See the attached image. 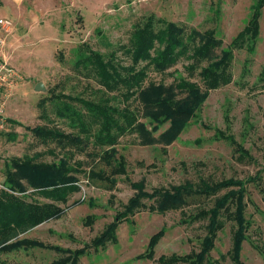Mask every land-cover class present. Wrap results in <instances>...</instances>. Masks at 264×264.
I'll return each mask as SVG.
<instances>
[{"label":"rangeland","instance_id":"rangeland-1","mask_svg":"<svg viewBox=\"0 0 264 264\" xmlns=\"http://www.w3.org/2000/svg\"><path fill=\"white\" fill-rule=\"evenodd\" d=\"M253 1L0 0V60L19 75L11 85L0 88L4 116V126L0 127V190L5 186L6 167L12 158L29 157L49 163L64 158L69 165L85 171L73 173L79 187L62 205L64 210L59 217L18 237L40 241L47 247L20 246L0 251V264H49L67 255L68 252L55 251L54 246L87 251L77 264H159L160 255L198 251L206 232L205 220L186 223L180 210L158 213L147 208L120 222L115 243L96 250L90 245L133 196L144 195L141 200L149 205L155 188L188 185L198 192L211 182L246 181L250 176H258V180L245 184V239L240 245L239 259L242 264H264V81L260 78L264 65V7L253 51L234 49L232 81L209 91L196 116L174 140L168 142L160 136L168 122L154 129L147 108L138 98L128 101L148 133L144 138L136 132L119 138L115 149L126 159V173L115 177L113 188L88 180L87 171L94 159L88 154L91 143L83 150L70 148L72 155H65L55 143L45 145L37 141L30 131L41 125L71 131L66 120L55 116L47 99L50 95L91 99L102 94L92 74L77 71L73 66L75 48L82 42L105 58L114 56L115 63L128 65L130 57L125 49L130 46L131 32L136 24L152 15L156 28L162 26L158 19H164L183 26L187 32L214 29L222 40L215 50L217 59L221 49L246 24ZM190 62L180 59L163 71L146 65L144 85L168 87L180 78L201 83L198 72L206 62H201L192 75L186 69ZM145 64L146 61L141 62L138 67ZM38 82H42L43 90H35ZM230 136L248 151L246 157L238 158ZM49 147L53 153L48 151ZM16 176L28 199L46 201L30 194L32 188L25 176L19 172ZM192 196L185 207L187 212L213 204L214 197L205 198L200 193ZM235 228V222L226 221L217 232L208 254L209 264H235L229 253ZM160 230L163 234L155 246L154 257L147 259L144 252L148 241Z\"/></svg>","mask_w":264,"mask_h":264},{"label":"trees","instance_id":"trees-1","mask_svg":"<svg viewBox=\"0 0 264 264\" xmlns=\"http://www.w3.org/2000/svg\"><path fill=\"white\" fill-rule=\"evenodd\" d=\"M263 7L264 0L253 1L246 24L221 49V55L217 59L214 58L215 50L221 45L222 40L214 29H207L202 33L196 29L187 32L183 26L164 19H158L162 21V26L156 28L152 15L136 24L131 32L130 46L125 49L130 57L128 65L115 63L114 56L105 58L99 51L82 42L75 48L73 66L77 71L92 74L101 86L102 94L91 99L66 94L50 95L47 99L54 107L55 116L66 120L71 131L65 132L55 127L41 125L30 128L33 137L45 145L55 143L65 155L66 152L72 155L70 148L83 150L91 143V153L88 154L94 159L87 171L88 180L103 183L109 189L113 188L116 183L115 177L126 173V159L115 149L119 138L133 132L144 138L148 133L128 101L132 97L138 98L147 108V116L154 123V129L168 122V128L160 136L168 142L174 140L187 126L189 120L196 116V111L209 91L232 81L231 63L234 49L245 48L249 52L253 51L259 34ZM180 59L191 61L186 67L191 75L201 62H206L198 72L201 83L180 78L177 83L168 87L155 83L144 85L147 77L146 65L151 64L156 70L163 71ZM144 61L146 64L138 67L139 63ZM260 78L264 81V65ZM43 100L40 105H43ZM13 137L14 135L11 136ZM229 140L234 151L238 153V158L248 155V151L233 137L230 136ZM48 151L53 153L50 147ZM79 170L81 171L69 165L64 158L50 163L33 161L29 157L12 158L10 163H7L3 182L6 189L0 190V251H8L20 246L47 247L40 241L18 237L63 213L62 205L79 187L77 178L73 175ZM17 172L27 178L32 188L30 194L39 195L46 201L28 199L25 187L16 176ZM81 172L85 173V171ZM256 180L258 176H250L246 181L211 182L206 189L203 188L198 192L188 185L155 188L150 194L153 202L149 205L142 202L141 198L144 195L133 196L124 205V210L117 213L113 220L93 237L90 246L96 250L105 247L107 243H115L116 228L120 222L130 219L142 208L158 213L180 210L183 222L206 221L205 236L198 251L191 250L183 255H160L157 258L159 264H209V251L214 246L217 232L223 229L226 221L237 224V228L233 229L232 247L229 253L235 264H242L239 253L241 242L245 239L243 227L245 184ZM201 185L203 186L204 183ZM229 187L232 189H228ZM222 190L225 192L217 195ZM197 193L203 194L205 198L214 197L212 206L206 208L199 205L200 207L194 212H187L185 207L190 204L189 198ZM262 201L264 202V195ZM162 234L163 231L160 230L151 235L144 252L145 258L154 257L155 246ZM54 249L57 252L68 253L65 257L55 259L49 264H77L79 257L87 252L84 249L67 250L59 246H54Z\"/></svg>","mask_w":264,"mask_h":264},{"label":"built area","instance_id":"built-area-1","mask_svg":"<svg viewBox=\"0 0 264 264\" xmlns=\"http://www.w3.org/2000/svg\"><path fill=\"white\" fill-rule=\"evenodd\" d=\"M2 23H5L6 21ZM19 77L17 71L12 66H9L5 61L0 60V88L6 87L8 85H11L12 82ZM4 126V116H3V110H2V104L0 102V127ZM3 189H6L4 186Z\"/></svg>","mask_w":264,"mask_h":264},{"label":"water","instance_id":"water-1","mask_svg":"<svg viewBox=\"0 0 264 264\" xmlns=\"http://www.w3.org/2000/svg\"><path fill=\"white\" fill-rule=\"evenodd\" d=\"M43 89H44V86H43L42 82H38L35 85V90H43Z\"/></svg>","mask_w":264,"mask_h":264}]
</instances>
